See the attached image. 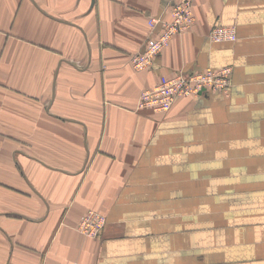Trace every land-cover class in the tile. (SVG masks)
I'll return each instance as SVG.
<instances>
[{"label":"crops","instance_id":"0c3cea01","mask_svg":"<svg viewBox=\"0 0 264 264\" xmlns=\"http://www.w3.org/2000/svg\"><path fill=\"white\" fill-rule=\"evenodd\" d=\"M182 1L0 0V264H264V0H189L194 24L134 67ZM226 66L229 94L138 107L162 75Z\"/></svg>","mask_w":264,"mask_h":264},{"label":"built area","instance_id":"2783aa9c","mask_svg":"<svg viewBox=\"0 0 264 264\" xmlns=\"http://www.w3.org/2000/svg\"><path fill=\"white\" fill-rule=\"evenodd\" d=\"M195 22L191 1H182L170 6L169 17L153 16L148 20L151 34L143 50L131 57L137 69L150 68L161 51L170 44L175 34L189 29ZM215 42L236 40L234 27L219 25L210 32ZM231 85L229 67L205 69L200 71H180L162 75L152 87L144 89L139 96L138 107L149 108L158 112L169 111L179 98L192 97L202 91L227 90ZM225 92V91H224ZM107 217L95 210L84 214L79 223V230L89 237H98L105 227Z\"/></svg>","mask_w":264,"mask_h":264},{"label":"rangeland","instance_id":"374dc122","mask_svg":"<svg viewBox=\"0 0 264 264\" xmlns=\"http://www.w3.org/2000/svg\"><path fill=\"white\" fill-rule=\"evenodd\" d=\"M219 26V25H218ZM226 26H231V27H234L235 29H236V32H237V28H236V26L235 25H226ZM216 27V26H215ZM213 29V28H212ZM211 29V30H212ZM211 30H210V32H211ZM210 32H209V37H210ZM211 39V38H210ZM237 39H238V34H237ZM236 39V40H237ZM212 40V39H211ZM236 40H228L227 42H234V41H236ZM213 41V40H212ZM215 42V41H214ZM223 42H226V41H223ZM226 67H229L230 68V71H231V73H232V68L230 67V66H226ZM216 69H219V68H216ZM231 85H232V80H231ZM231 85H230V87H228V89L227 90H224L225 91V93L226 94H229L230 93V89H231Z\"/></svg>","mask_w":264,"mask_h":264}]
</instances>
